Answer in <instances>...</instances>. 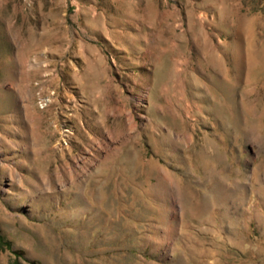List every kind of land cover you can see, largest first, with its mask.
Instances as JSON below:
<instances>
[{
	"label": "rangeland",
	"instance_id": "374dc122",
	"mask_svg": "<svg viewBox=\"0 0 264 264\" xmlns=\"http://www.w3.org/2000/svg\"><path fill=\"white\" fill-rule=\"evenodd\" d=\"M264 264V0H0V264Z\"/></svg>",
	"mask_w": 264,
	"mask_h": 264
},
{
	"label": "trees",
	"instance_id": "16d2710c",
	"mask_svg": "<svg viewBox=\"0 0 264 264\" xmlns=\"http://www.w3.org/2000/svg\"><path fill=\"white\" fill-rule=\"evenodd\" d=\"M33 264H35V263H33Z\"/></svg>",
	"mask_w": 264,
	"mask_h": 264
}]
</instances>
